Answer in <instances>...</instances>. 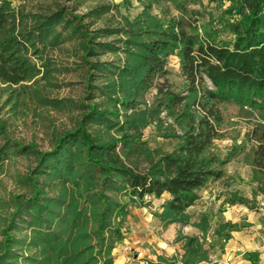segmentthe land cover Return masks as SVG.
I'll use <instances>...</instances> for the list:
<instances>
[{
	"label": "trees",
	"instance_id": "16d2710c",
	"mask_svg": "<svg viewBox=\"0 0 264 264\" xmlns=\"http://www.w3.org/2000/svg\"><path fill=\"white\" fill-rule=\"evenodd\" d=\"M226 1L229 5L218 24L214 20L202 24L203 13L192 7L201 0H142L143 9L133 20L96 30L94 37H114L99 43V52L82 38L85 54L121 55L118 60L92 64V71L105 81L100 91L110 106L95 105L86 117L106 137L77 128L41 154L39 174L57 183L72 181L77 192L69 199L66 194L52 199L36 195L27 201L23 211L33 234L12 243L17 249L32 247L37 256L7 248L0 264H92V256L85 255L95 235L107 257L101 264H112L109 252L123 237L121 225L128 210L104 192L127 196L143 207L151 205L152 199L159 200L152 213L164 228L177 223L200 229L201 236L178 232L181 253L157 255L154 264H217L205 247L211 230L207 216L192 220L188 209L198 201L202 188L224 176L222 166L228 159L212 152L214 141L222 137L219 105L248 106L264 116V0ZM163 3H171L177 14L167 18L151 14L154 4ZM62 20L64 26L69 23L56 12L27 29L21 10L3 1L0 80L9 84L26 80L31 66L25 55L30 50L37 54L39 45L57 44L60 33L55 26ZM73 28L83 37L77 25ZM222 31L231 36L222 38ZM171 55L178 57L183 78L179 89L167 79ZM151 89L156 91L147 103L144 96ZM150 123H155L163 138L175 141L170 151L150 149L141 139L142 129ZM9 149L0 146V165ZM253 165L264 173L262 138L253 151ZM237 202L247 204L248 200L237 198ZM113 218H118L117 225L110 223ZM227 227V223L220 224L213 233L219 235ZM102 232L108 234L107 239Z\"/></svg>",
	"mask_w": 264,
	"mask_h": 264
},
{
	"label": "rangeland",
	"instance_id": "374dc122",
	"mask_svg": "<svg viewBox=\"0 0 264 264\" xmlns=\"http://www.w3.org/2000/svg\"><path fill=\"white\" fill-rule=\"evenodd\" d=\"M3 1L0 0V4ZM7 1L24 14V27L27 29L41 17L56 12H60L63 19L69 22L64 26L62 20L55 26L56 32L60 33L57 44L39 45L37 54L30 50L25 55V60L31 66L26 80L17 84L0 80V146H10L8 157L0 165V256L7 248L23 256H37L38 251L32 247L17 249L12 243L13 240L28 239L33 234L29 217L23 211L24 205L36 195L38 198L42 195L52 199L66 194L69 199L77 192L72 181L57 183L39 174L37 168L41 154L52 150L60 138L77 128L91 136L106 137V133L89 123L86 117L95 105L101 108L110 106L100 91L105 81L96 71H92V64L95 60H118L121 55L108 51L96 55L85 54L83 39L88 40L90 49L95 47L99 52L97 45L114 37H94L96 30L119 27L126 20H133L143 5L142 0ZM228 5L226 0H201L200 5L192 7L203 13L202 24L211 20L218 24L225 16ZM150 12L159 18L177 14L171 3L154 4ZM74 24L82 31L83 37L74 33ZM230 36L222 31V38L228 39ZM166 68L168 81L175 88H181L183 78L176 55L168 57ZM155 91L151 89L145 94V102L152 101ZM219 108L223 116L220 126L222 137L214 141L212 152L220 159H228L222 166L224 176L209 182L199 191L200 198L189 213L193 216L192 220H198L203 214L208 218L211 230L206 235L205 247L212 260L223 264L224 259H220V254L226 252L227 257L234 252L239 257L227 264H234L238 260H243L240 264L249 260L253 264H262L264 173L254 167L253 151L260 138L264 142V116L258 110L235 103H221ZM161 116H164L163 112ZM167 122L172 123V120ZM141 139L150 149L163 151H170L175 143L172 139L163 138L155 123L142 129ZM104 194L125 204L128 210L121 225L123 237L114 243V248L109 252L112 264H119V255L115 250L120 243L132 244L134 250L129 253L130 260L151 264L150 261H154L152 255L156 252L162 251L163 255L167 252L171 256L181 253V243L176 241L178 232L187 236L202 235L200 229L191 225L176 223L164 228L152 213L159 200L152 199L151 205L143 207L129 201L127 196L111 192ZM237 198H244L248 203H238ZM117 219H111L110 223L117 225ZM224 223L228 224L227 229L219 235L214 234L212 230ZM88 224L89 227L93 225L92 222ZM67 233L66 227L64 236ZM102 234L107 239L108 234ZM89 243L90 250L85 257L92 256V264H101L103 258H107L103 255L104 246L98 243L96 235ZM231 244V249H224ZM139 250H145V253L139 254ZM133 254L137 257L132 258ZM258 255L261 260L256 258Z\"/></svg>",
	"mask_w": 264,
	"mask_h": 264
},
{
	"label": "crops",
	"instance_id": "0c3cea01",
	"mask_svg": "<svg viewBox=\"0 0 264 264\" xmlns=\"http://www.w3.org/2000/svg\"><path fill=\"white\" fill-rule=\"evenodd\" d=\"M159 203V202H158ZM194 206V205H193ZM193 206H191V207H193ZM190 207V208H191ZM189 208V209H190ZM189 209H188V212H189ZM205 215V214H204ZM226 220V219H225ZM226 222H227V220H226ZM173 224H176V223H173ZM210 224V223H209ZM179 227V226H178ZM212 231H214V230H212ZM226 242H227V240H225ZM227 243H230L229 241L227 242ZM132 244H130V245H128V244H126V243H120L118 246V248H116V254L117 255H119V258H118V261H119V264H142L144 261H135V259H134V261H132V260H130V256H129V253L130 252H132V250H134V248L131 246ZM233 246H232V244L231 245H229V246H226L224 249H231ZM252 249V251H253V248H251ZM247 250H249V249H247ZM231 251H233V250H231ZM145 253V250H143V251H141V250H139V254H144ZM165 255L164 256H166V255H170V254H168L167 252L166 253H164ZM157 255H163V252L162 251H159V252H156V254H153L152 255V258H154V261L153 260H151L150 261V263L151 264H154V262H156V259H157ZM221 256H220V259H224L223 260V264H227V262L228 261H233V260H235L236 258H238L239 257V254H235L234 255V252H232L231 254H229V256H227L226 257V252H224V253H221L220 254ZM171 256V255H170ZM137 257V255L136 254H133L132 255V258H136ZM166 257H168V256H166ZM232 258V259H231ZM256 258H258V260H261V257H260V255H258ZM211 259V258H210ZM212 260V259H211ZM132 261V263H130ZM213 262H216L217 264H221L218 260H212ZM243 260H238V261H235L234 262V264H240L241 262H242ZM138 262V263H137ZM145 264H149L147 261H145L144 262ZM245 264H253L252 263V261H245ZM262 264H264V262H262Z\"/></svg>",
	"mask_w": 264,
	"mask_h": 264
}]
</instances>
